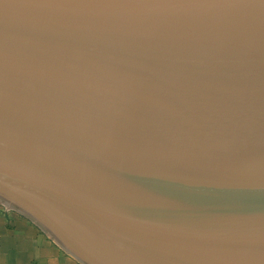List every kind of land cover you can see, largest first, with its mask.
<instances>
[{"label":"water","instance_id":"water-1","mask_svg":"<svg viewBox=\"0 0 264 264\" xmlns=\"http://www.w3.org/2000/svg\"><path fill=\"white\" fill-rule=\"evenodd\" d=\"M0 203L81 264H264V0H0Z\"/></svg>","mask_w":264,"mask_h":264},{"label":"crops","instance_id":"crops-1","mask_svg":"<svg viewBox=\"0 0 264 264\" xmlns=\"http://www.w3.org/2000/svg\"><path fill=\"white\" fill-rule=\"evenodd\" d=\"M0 264H81L36 223L0 206Z\"/></svg>","mask_w":264,"mask_h":264},{"label":"rangeland","instance_id":"rangeland-1","mask_svg":"<svg viewBox=\"0 0 264 264\" xmlns=\"http://www.w3.org/2000/svg\"><path fill=\"white\" fill-rule=\"evenodd\" d=\"M0 206H3V207H5L2 203H0ZM11 209V208H10ZM13 210V209H12Z\"/></svg>","mask_w":264,"mask_h":264},{"label":"built area","instance_id":"built-area-1","mask_svg":"<svg viewBox=\"0 0 264 264\" xmlns=\"http://www.w3.org/2000/svg\"><path fill=\"white\" fill-rule=\"evenodd\" d=\"M8 209H10V208H8Z\"/></svg>","mask_w":264,"mask_h":264}]
</instances>
